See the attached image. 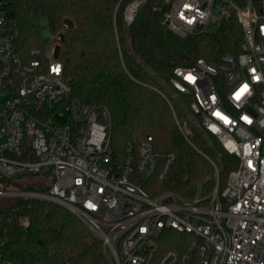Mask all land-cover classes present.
Listing matches in <instances>:
<instances>
[{
    "label": "built area",
    "instance_id": "built-area-1",
    "mask_svg": "<svg viewBox=\"0 0 264 264\" xmlns=\"http://www.w3.org/2000/svg\"><path fill=\"white\" fill-rule=\"evenodd\" d=\"M160 1L167 28L182 38L230 18L241 25L237 57L214 67L200 59L193 68H176L170 80L190 98L205 132L238 158L225 190L191 198L158 192L175 157L159 160L150 136L114 164L109 110L68 96L63 63L54 56L65 28L24 59L0 0V176L44 172L51 180L47 193L0 191V197L61 205L102 242L113 264H177L173 250L157 257L164 230L195 237L196 264H264V0ZM133 4L125 12L128 25L140 5L128 16ZM65 111L68 119L59 122ZM180 129L189 139L190 130ZM0 264H12L1 251Z\"/></svg>",
    "mask_w": 264,
    "mask_h": 264
},
{
    "label": "trees",
    "instance_id": "trees-1",
    "mask_svg": "<svg viewBox=\"0 0 264 264\" xmlns=\"http://www.w3.org/2000/svg\"><path fill=\"white\" fill-rule=\"evenodd\" d=\"M135 1L2 0L17 30L16 49L24 59L31 58L32 51L42 50L47 42L42 35L43 19L53 35L65 22L72 23L63 33L60 57L68 96L109 110L114 164H123L128 148L137 149L140 141L150 136L159 160L175 157L167 180L156 183L160 190L186 198L208 195L216 187L222 193L230 173L238 167V158L217 138L197 131L161 81L171 86L176 68H193L200 59L214 67L223 57H237L243 39L241 25L230 18L216 30L182 38L167 28L160 0H144L128 25L125 12ZM181 95L190 109V98ZM180 126L190 130L189 139ZM45 176L44 172L14 179L0 176V191L15 187L47 193L49 186L20 182L26 178L49 180ZM15 200L11 205H0V251L8 262L113 264L102 242L66 208L37 198ZM161 239L157 257L173 250L180 264L192 251L187 264H196L191 235L164 230Z\"/></svg>",
    "mask_w": 264,
    "mask_h": 264
},
{
    "label": "rangeland",
    "instance_id": "rangeland-1",
    "mask_svg": "<svg viewBox=\"0 0 264 264\" xmlns=\"http://www.w3.org/2000/svg\"><path fill=\"white\" fill-rule=\"evenodd\" d=\"M71 22L67 21L64 24V28L65 30H69L71 29ZM42 26L44 27L43 31H42V35L43 37L46 39L47 35L51 34L49 29L47 28V23L46 20H42ZM216 30V29H215ZM63 38V35H62ZM62 40L60 42V45L56 47L55 49V58H60L61 57V53L63 51V44H62ZM161 84L163 85V87H165V89L168 91V93L180 104L181 108L183 109L185 115H186V120L189 121L193 127L199 131L201 134H203L204 136H208V134L205 132L202 124L200 123L199 119L197 118V116L195 114H193V112L189 109V107L186 105V103L184 102V100L182 99V95L179 94L175 89H173L170 85H168L167 83L161 81ZM69 115L68 112L65 111L64 115L61 116V114L59 113L56 116V119L59 122H63L66 119H68ZM17 180V179H16ZM31 181V183L33 182L34 184L38 183L42 186H50L51 185V180H45L42 178H32V179H23L20 182H22L21 184H29ZM151 185L153 183H150ZM150 185H147V189H149ZM158 187V186H157ZM158 192H164L162 190H160L158 188ZM9 192H13V191H18L15 187H11L8 190ZM16 200L15 198H9V197H4V198H0V205H11L12 203H14ZM24 224H26V221H24ZM192 237V241L193 242H197V240L195 239V237ZM160 240L162 241V239L160 238L159 240H156L157 245L159 246ZM192 257V251H188L185 256L182 258V260L180 261V264H187L189 259Z\"/></svg>",
    "mask_w": 264,
    "mask_h": 264
},
{
    "label": "bare ground",
    "instance_id": "bare-ground-1",
    "mask_svg": "<svg viewBox=\"0 0 264 264\" xmlns=\"http://www.w3.org/2000/svg\"><path fill=\"white\" fill-rule=\"evenodd\" d=\"M137 7V3L133 4L129 9H128V16L132 15L133 12L135 11Z\"/></svg>",
    "mask_w": 264,
    "mask_h": 264
},
{
    "label": "water",
    "instance_id": "water-1",
    "mask_svg": "<svg viewBox=\"0 0 264 264\" xmlns=\"http://www.w3.org/2000/svg\"><path fill=\"white\" fill-rule=\"evenodd\" d=\"M136 2H137V3H138V5H139V4L142 2V0H137Z\"/></svg>",
    "mask_w": 264,
    "mask_h": 264
}]
</instances>
